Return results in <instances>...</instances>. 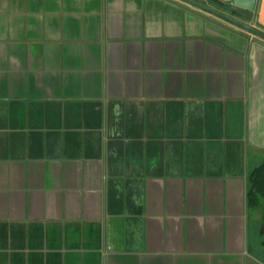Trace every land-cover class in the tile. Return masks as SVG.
I'll use <instances>...</instances> for the list:
<instances>
[{"label":"crops","instance_id":"obj_1","mask_svg":"<svg viewBox=\"0 0 264 264\" xmlns=\"http://www.w3.org/2000/svg\"><path fill=\"white\" fill-rule=\"evenodd\" d=\"M263 159L246 31L181 0H0V264H264Z\"/></svg>","mask_w":264,"mask_h":264},{"label":"water","instance_id":"obj_2","mask_svg":"<svg viewBox=\"0 0 264 264\" xmlns=\"http://www.w3.org/2000/svg\"><path fill=\"white\" fill-rule=\"evenodd\" d=\"M181 1L246 31L253 36L254 41L264 46V32L255 28L251 23L257 0H231L226 3L210 0L211 2L218 4L222 10H217L198 0Z\"/></svg>","mask_w":264,"mask_h":264},{"label":"trees","instance_id":"obj_3","mask_svg":"<svg viewBox=\"0 0 264 264\" xmlns=\"http://www.w3.org/2000/svg\"><path fill=\"white\" fill-rule=\"evenodd\" d=\"M246 196L249 205L257 206V203L262 202V224L264 226V159L247 177Z\"/></svg>","mask_w":264,"mask_h":264}]
</instances>
